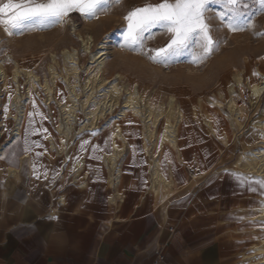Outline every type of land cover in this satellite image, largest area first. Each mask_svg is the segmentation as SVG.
Returning <instances> with one entry per match:
<instances>
[{
  "label": "crops",
  "instance_id": "crops-1",
  "mask_svg": "<svg viewBox=\"0 0 264 264\" xmlns=\"http://www.w3.org/2000/svg\"><path fill=\"white\" fill-rule=\"evenodd\" d=\"M142 2L130 10L158 0ZM208 8L205 15L213 17L221 5L210 3ZM261 8L264 4L249 0V7L240 15L245 16L247 10V17L254 22L263 21L264 27ZM148 39L143 44L164 46L169 35L152 29ZM253 40L252 44L239 46L236 60H242V64L233 68L243 69L250 83L256 80V64L259 73L264 70V35ZM120 55L116 50L108 58V78L115 73L125 77L121 69L108 66L111 59L125 58ZM6 57L13 60L9 54ZM262 95L257 98L260 104L254 110L256 114L263 104ZM184 125L189 126V131L182 130L177 150L169 147L155 152L148 142L149 152H146L141 136L148 165L139 158L135 143L125 141L117 186L109 184L106 170L104 178L101 171L104 166L97 159L98 147L109 148L102 155L110 151V138L107 141L97 138L93 146L96 150L88 149L86 160L82 156L83 168L76 173L75 168L64 167L58 157H50L43 132L38 138L33 132L21 133L11 145L18 143L11 153L13 159L0 166V264H227L242 244L233 235L237 212L242 208L257 209L258 219L264 190H252L260 189L258 180L234 170L238 155L235 162L218 170L216 142L195 124ZM125 131L131 135L137 129L125 128ZM250 133L243 137L244 142L247 139L254 143ZM26 136L30 141H39L41 146H33L25 153ZM152 154L158 157L165 177L172 176L174 187L169 194L151 190ZM6 167L15 168V174H5ZM63 167L61 179L59 172ZM192 173H197L198 178L193 179ZM262 243L253 246L256 254L264 250V240ZM250 257L243 255V259Z\"/></svg>",
  "mask_w": 264,
  "mask_h": 264
},
{
  "label": "rangeland",
  "instance_id": "rangeland-1",
  "mask_svg": "<svg viewBox=\"0 0 264 264\" xmlns=\"http://www.w3.org/2000/svg\"><path fill=\"white\" fill-rule=\"evenodd\" d=\"M142 1L144 0H119V2H116V0H107L106 4L98 6L97 14L93 18L82 16L79 12H72L64 18L63 22L46 25L28 22L22 30H19L16 34L12 35H9L4 31V26H0V58L4 60L5 70L7 74H10L14 67L13 63L16 62L19 67L30 69L41 78L44 76L49 77L48 64L51 61V53H56L61 63L60 52L63 49H70L71 47L78 49L80 64L82 67H85L88 57L79 50L81 43L78 40V37L91 34L94 38V49H97L103 40H107L106 47L111 53L110 56H112L113 51L117 50V52L119 51L120 54H122L120 56L126 58L118 59L116 61L111 59L108 62L109 68L113 70L121 69L120 71L125 74V77L130 84L138 80L141 83V87H148L147 97H150L149 102L153 107L166 103L167 96H174L182 114L181 123L178 125L177 129V145H179V135L182 130L185 129L187 132L189 131V126H185L184 123L191 122L195 124L196 127H199L204 131L205 136H209L210 139L216 142L217 151L215 158L218 156L217 159H219L216 168L222 171L224 170V166H228L232 162H235L237 155L238 157L241 155L242 142L244 141L243 137L248 135L250 131L251 139L254 143H250V140L245 139V142L248 145L253 146L264 137L262 129L254 125L256 121L264 122V100L257 114L253 112L252 116L255 115L247 122H244L243 128L237 132V134L236 130L239 128L234 127L236 128L234 129L230 125L228 120L229 112H227L226 115L221 108L217 107V105L210 106L208 100L216 101V99L211 98L210 95L221 88L225 90L226 87L230 85L232 82L231 69L239 67L242 64V60H236V51L239 46L243 47L244 44H252L254 38L257 39L263 37V21H252V19L247 17L248 12L245 10V16L239 15L237 17V23L240 25L250 24V26L244 27L243 30L240 31H229L226 26H220L219 21L214 18L215 13L213 20L208 21L212 28L211 35L213 39L217 41V46L214 50L205 58L197 59V61L193 63L191 61L200 52L199 47L193 45L185 50L178 59H173L165 64L153 62L149 59L148 55L144 54V52H147L148 50H155L162 46H155L148 43L143 44V52L129 49L126 46H121L122 44L120 43V40L123 38V32L127 27V22L124 19L126 12L130 10L131 6L143 4L144 2ZM3 3H7V0H0V4ZM72 25H74L76 29L75 34L73 35L70 33V26ZM150 35L151 34L148 33L145 34L144 42H148V37ZM7 54L11 55L13 60L7 59ZM247 58L249 59V57ZM59 71L61 70L59 69ZM261 71L263 72L264 70ZM84 77L85 74H81V78L83 79ZM109 78H111V76ZM121 83H125V81H121ZM25 89L26 86L21 79L22 93H25ZM57 93V98L61 101L64 96L62 83H58ZM44 98L45 95L40 88H38L37 91L32 92V105L26 109L27 115L23 122L21 133L30 132L28 114L30 112H38L40 115H34L31 119V129L35 130L33 132V134H35L34 137L38 138L43 132L46 137H53L56 144L59 145L60 139L54 131L59 118L58 108L53 105L51 113L44 103ZM199 100L203 101L202 107L199 104ZM219 102L222 103V101ZM33 105H35V107H33ZM119 110L120 108L117 109L116 113H118ZM37 117L38 121L36 120ZM0 118L3 121L1 123V129L4 133L3 137L0 139L1 143L3 139L10 138L13 122L11 119L6 118L4 112H2ZM79 119H83L82 113L79 115ZM206 119L210 120V124L206 123ZM243 120H245L244 117ZM104 122V120H101L99 122V127L103 126L105 124ZM124 122L134 123L133 125H124L122 124ZM117 124L122 128V134L124 137V142L122 144L123 148L125 149V141L135 143L139 158H143V162L148 165V157L144 155L141 148L143 127L140 121L129 115L127 116V119L120 120ZM125 128H136L137 132H133V134H131L132 136L128 134L126 135ZM44 129H47V132H45ZM110 129L111 124H107L102 130L101 128L94 129L74 137L69 148V162L68 164H65L64 167L69 169L73 168L75 161L83 159L82 156H84L86 160L88 157L87 155H89L88 149H93L94 143L98 137V139H105L106 141L110 138L111 149ZM162 130L163 123L157 128V139L153 146L155 152L170 147L168 144L160 141ZM224 138L225 142L223 141ZM47 145L48 142L46 144V152L50 154V157H56L55 152H50L49 146ZM224 145H228V147H225ZM17 147L18 143L7 148L5 157H8V159L0 161V166L7 164L13 159L10 158L11 153ZM98 148L99 150H97L100 151V153H98L99 156L97 159L101 164L100 158L102 152H107L109 148L104 146ZM58 158V161L61 163L62 160L64 164L63 157ZM64 167L61 168L62 172ZM234 170L245 174L246 177L250 179L264 181L263 178L258 177L255 174L238 169L235 164ZM101 171L104 174V178H106L105 169L101 168ZM261 207L259 214L264 207V195L261 197ZM237 214L233 235L236 239H240L242 244L240 245V249L230 256L227 264H241L242 262L247 261L250 264H264V250L257 254L253 251L254 245L263 244L264 221L259 218L257 219V209L249 210L242 208ZM243 255H251L252 257L243 259Z\"/></svg>",
  "mask_w": 264,
  "mask_h": 264
},
{
  "label": "bare ground",
  "instance_id": "bare-ground-1",
  "mask_svg": "<svg viewBox=\"0 0 264 264\" xmlns=\"http://www.w3.org/2000/svg\"><path fill=\"white\" fill-rule=\"evenodd\" d=\"M75 31V26H70L72 35L75 34ZM78 40L81 43L79 50L88 57L85 67L80 64L78 49L73 47L63 49L60 52L61 63L57 54L51 53V61L48 64L49 77L41 78L32 70L19 67L14 61L12 71L7 74L4 61L0 60V116L6 104L8 107L6 118L13 122L10 138L3 139L0 143V157H3L6 148L13 145L20 137L21 128L27 115L26 109L32 105V92L40 88L45 95L44 103L49 111L51 112L53 105L58 108L59 118L54 131L60 139V144L57 145L51 136L47 137V142L49 149L55 152L56 157H63L64 164L69 162L68 153L74 137L94 129L101 128L102 130L105 125L111 124V149L110 152L103 154L101 164L107 172L109 184L117 186L121 180L119 162L122 161L125 154V149L122 146L124 142L122 128L117 122L127 119L129 115L140 121L143 127V146L146 152H149L148 142L152 146L155 145L157 128L163 123L160 141L177 150V129L181 123L182 114L176 98L172 95L166 97V103L153 107L149 102L150 97H147L148 87H141L138 82L130 84L120 73H115L111 78H107L106 61L111 54L106 47L107 40H103L97 49H94L95 43L91 34L79 36ZM81 74H85L83 79ZM234 78L237 82L241 80L238 74L234 75ZM21 79L26 86L25 93L21 91ZM121 81H125V83H121ZM58 83L63 84L64 96L61 101L57 98ZM250 87L256 98L263 94L264 71L259 73L258 82H252ZM232 89L231 86V93ZM208 102L210 106L223 107L218 100H208ZM199 104L202 107L203 101L199 100ZM226 105L230 125L233 128L242 129L240 117L245 115L244 112L237 109L234 99L228 101ZM118 108L120 110L116 113ZM81 113L83 119L80 120ZM101 120H104L105 124L99 127ZM2 122L0 118V138L4 134L1 129ZM206 123L210 124V120L206 119ZM254 125L261 128L264 133V122L256 121ZM223 141L225 142V138ZM150 156L151 190L169 194L174 187L172 176L165 177L158 157L155 154ZM83 162V159H78L73 164L76 173H80L82 170ZM235 166L264 179V137L253 146L243 141L242 152ZM15 172L16 169L13 167L5 168V174H15ZM59 177L64 178L62 171L59 173ZM192 178L197 179V173H192ZM73 179L75 180V178ZM117 195L118 193H116ZM111 200L114 202V197ZM258 218L264 221V207Z\"/></svg>",
  "mask_w": 264,
  "mask_h": 264
},
{
  "label": "snow or ice",
  "instance_id": "snow-or-ice-1",
  "mask_svg": "<svg viewBox=\"0 0 264 264\" xmlns=\"http://www.w3.org/2000/svg\"><path fill=\"white\" fill-rule=\"evenodd\" d=\"M255 2L264 4V0H255ZM106 3L107 0H7V3L0 4V26H4V31L12 35L22 30L28 22L39 25L63 22L64 18L72 12H79L82 16L93 18L97 14L98 6ZM210 3L221 5V10L216 12L214 17L221 27L226 26L229 31H240L250 26V24L237 23V17L242 10L249 7V0H158L155 4L134 7L127 13L124 17L127 28L123 32L121 46L143 52L145 34H151L152 29H159L166 32L169 39L164 46L144 52L150 60L166 64L173 59H178L185 50L196 45L200 52L191 61L195 63L197 59L205 58L217 46V41L211 35L212 28L208 23L213 17L205 15L209 11ZM261 10L264 11V8ZM3 112L7 114V105L4 106ZM34 115H40V113H29V117ZM31 125L30 119L29 130L34 132ZM44 131L47 132V129ZM33 146L41 145L39 141H30L26 136L24 152H30ZM93 150L95 151V148ZM36 155L39 156L40 153ZM0 158L8 159V157ZM35 171L34 163L33 172ZM257 183L260 189L252 190H264V181H257Z\"/></svg>",
  "mask_w": 264,
  "mask_h": 264
},
{
  "label": "built area",
  "instance_id": "built-area-1",
  "mask_svg": "<svg viewBox=\"0 0 264 264\" xmlns=\"http://www.w3.org/2000/svg\"><path fill=\"white\" fill-rule=\"evenodd\" d=\"M255 71H256V80L255 82L259 80V72L257 70V64L255 67ZM240 75L241 80L240 82H237L234 78V75ZM231 83L230 85H228L226 87L225 90L219 89L218 91H215L214 93H212L210 95L211 98H215L218 101H222L223 103V107H220L223 112L227 115V105L226 103L228 101H230L231 99H234L237 109L242 110L245 113V117L243 120V117L240 118L241 122H247L250 118L255 108L260 104V100H258L253 94H252V90L250 85L252 84V82L250 83V81L248 80L247 77H245V71L243 69H233L232 70V78H231ZM232 86V93L230 92V87ZM264 94V92H263ZM263 95H261L262 97ZM259 97V99L261 98ZM250 115V116H249ZM236 129V128H234ZM241 129L236 130V134L237 132H239ZM235 134V135H236ZM160 259V258H159ZM158 259V260H159Z\"/></svg>",
  "mask_w": 264,
  "mask_h": 264
}]
</instances>
